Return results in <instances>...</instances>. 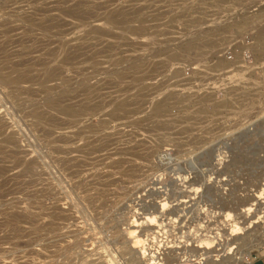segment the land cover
<instances>
[{
  "label": "rangeland",
  "instance_id": "obj_1",
  "mask_svg": "<svg viewBox=\"0 0 264 264\" xmlns=\"http://www.w3.org/2000/svg\"><path fill=\"white\" fill-rule=\"evenodd\" d=\"M199 107L208 113L195 121ZM206 128L209 142L191 146V130ZM251 195L245 218L231 220L235 200ZM35 204L57 208L54 226L49 215L33 226ZM209 212L212 223H240L232 260L216 264L255 256L264 0H0V264H134L129 249L156 246L161 223L165 239L183 241ZM142 222L151 228L138 233Z\"/></svg>",
  "mask_w": 264,
  "mask_h": 264
},
{
  "label": "bare ground",
  "instance_id": "obj_2",
  "mask_svg": "<svg viewBox=\"0 0 264 264\" xmlns=\"http://www.w3.org/2000/svg\"><path fill=\"white\" fill-rule=\"evenodd\" d=\"M125 17V16H124ZM254 23V22H253ZM208 38V37H207ZM204 39V38H203ZM210 40V39H209ZM205 42V41H204ZM208 43V42H207ZM206 43V44H207ZM186 51H187V49H186V47L184 48ZM79 54V53H78ZM77 56V55H76ZM175 56L176 55H170L169 56V58L170 59H174L175 58ZM223 64V63H222ZM159 65V64H158ZM226 65V64H225ZM148 78V77H147ZM167 82V81H166ZM172 86V85H171ZM181 87V86H180ZM18 89V88H17ZM174 95V94H173ZM172 95V96H173ZM171 96V97H172ZM168 98V97H167ZM225 103V106H229L230 105V103L231 102H229V101H227V102H224ZM158 105V104H157ZM207 109L208 108H205V107H199L198 108V110L199 111H195L194 112V114L192 115V119L193 120H195V121H198V119H199V115L201 114V113H204V112H206L207 111ZM213 109V108H212ZM215 111L216 110H214V113H215ZM206 113H208V112H206ZM130 114V113H129ZM209 128V127H208ZM208 128H206V129H204L203 130V133L202 134H196L195 133V131L192 129L191 130V146H197V145H199L202 141H206V142H209V141H207L206 139H208V137H210V136H212L213 134H212V132H211V130H209ZM195 129H197V128H195ZM214 130H215V128H214ZM214 132V131H213ZM211 138V137H210ZM210 138L208 139V140H210ZM94 142H95V140H93ZM96 141H98V140H96ZM77 143V142H76ZM90 143V142H89ZM204 143V142H203ZM107 144V143H106ZM206 144V143H205ZM87 145V144H86ZM102 145V144H101ZM208 145V144H207ZM100 147V145L99 144H93V145H91V151H97V149H96V147L97 148H99ZM103 147H104V145H102ZM111 146V145H110ZM201 147V146H200ZM101 148V147H100ZM197 148V147H196ZM205 148V147H204ZM68 149V148H67ZM119 149V148H118ZM151 149V148H150ZM238 149H239V147H238ZM71 150V149H70ZM85 150V149H84ZM88 150H90V149H88ZM100 150V149H99ZM117 150V149H116ZM152 150V149H151ZM196 150V149H195ZM198 150V149H197ZM239 150H242L243 151V149L240 147V149ZM191 151H193V150H191ZM199 151V150H198ZM208 151V150H207ZM212 151V150H211ZM215 151V150H214ZM53 152H65L66 154H65V156L67 155V154H69V152L67 153V151H61V149L59 150V148H58V150L56 149L55 151H53ZM77 152V151H76ZM118 152V151H117ZM149 152V151H148ZM148 152H143L142 153V151H141V149H139L138 150V152L136 153V151L134 152V155L136 154V156L138 155L139 157L141 156L142 158L143 157H145V156H147V154H148ZM154 152V151H153ZM195 152V151H194ZM194 152L192 153V154H194ZM197 152V151H196ZM195 152V153H196ZM245 152H246V150H245ZM205 153V152H204ZM236 153H238V152H236ZM235 153V154H236ZM242 153V152H241ZM241 153H240V155H241ZM124 154V153H123ZM127 154V153H126ZM151 154V153H150ZM153 154V153H152ZM200 154H202L201 152L199 153V155ZM210 154V153H209ZM208 154V155H209ZM254 154H255V152H254ZM131 155H133V154H131ZM207 155V156H208ZM243 155H245L244 154V152H243V154H242V156ZM247 155V154H246ZM137 156V157H138ZM210 156V155H209ZM239 156V155H238ZM248 156V155H247ZM246 156V157H247ZM150 157V156H149ZM212 157H213V155H212ZM236 157V156H235ZM241 157V156H240ZM245 157V158H246ZM237 158V157H236ZM257 158V157H256ZM237 159H239V158H237ZM213 160V159H212ZM57 161V160H56ZM231 161V160H230ZM239 161V160H238ZM249 161V160H248ZM60 162H61V164L62 165H64L65 167H68V166H71L70 165V162H71V160H70V158H66V157H61V160H60ZM229 162V161H228ZM251 162V161H250ZM240 163V161L238 162V164ZM58 164V163H57ZM56 164V165H57ZM234 164V163H233ZM111 165V164H110ZM115 165H118L117 164V161L115 162ZM120 165V164H119ZM244 165H246V164H243V167H244ZM73 166H75V165H73ZM237 166H242L241 164L240 165H237ZM57 167V166H56ZM59 167H62L61 165L60 166H58V168ZM120 167V166H119ZM239 169H241V168H239ZM64 171V170H63ZM242 171H243V169H241V170H239V172H241L242 173ZM71 173V172H70ZM249 173H251V172H249ZM244 175V174H243ZM251 175V174H250ZM65 176V175H64ZM208 176V175H207ZM238 176H240V175H238ZM252 176V175H251ZM205 177V176H204ZM245 177V176H244ZM240 178H241V176H240ZM255 178V177H254ZM254 180V179H253ZM242 183V182H241ZM249 183V182H248ZM204 184H205V182H204ZM238 185V184H237ZM240 185H242V184H240ZM239 185V186H240ZM208 187H209V185H207ZM236 186V185H235ZM194 187V186H193ZM196 188V187H195ZM203 188H206V187H203ZM236 188V187H235ZM247 188V187H246ZM192 189V188H191ZM194 189V188H193ZM211 189V188H210ZM234 189V188H233ZM244 189V188H243ZM242 189V190H243ZM235 191H237V188L236 189H234ZM239 190V193H240V189H238ZM246 190V189H245ZM197 191V190H196ZM200 191V190H199ZM207 191H209L208 189H207ZM235 191H233V192H235ZM195 192V191H194ZM198 192V191H197ZM199 193V192H198ZM204 193V192H203ZM94 194V193H93ZM206 194V193H205ZM208 194V193H207ZM242 194H243V192H242ZM244 194H245V192H244ZM249 194H250V192H249ZM203 195V194H202ZM235 195H238V191H237V194H235ZM252 195H254L253 193H252ZM252 195L251 196H247V197H243V198H237L236 200H235V206L230 210V209H228L229 210V212H230V215H229V217L231 218V220H232V217L231 216H233V221H234V218L235 217H244L245 218V214L243 213V209H244V207L245 206H248V205H250V204H252L253 203V201H254V197H252ZM198 196V195H197ZM209 196V195H208ZM202 197V196H201ZM203 197H204V195H203ZM254 204V203H253ZM59 207V206H58ZM224 207V206H223ZM53 208V207H52ZM49 209V210H45L41 205H39V204H35V205H33V207H32V212H31V220H32V224H33V226H35V223L37 222V220H35L36 218L38 219V217H41V216H44V215H49L50 216V221L48 222L49 223V225H50V228H51V226H54V224L56 223L55 222V219H56V217H57V212H56V209L57 208H53V209ZM253 209H254V207H253ZM259 209V208H258ZM220 211H221V209H219ZM62 211V210H61ZM219 211V212H220ZM226 212V211H225ZM223 213L224 215L226 214V213ZM247 212V211H246ZM245 212V213H246ZM249 212V211H248ZM252 212H254V211H252ZM257 212V211H256ZM211 212H209L208 213V215H206L205 216V219H206V221H204V220H199V219H197L196 217L198 216V215H196L195 214V216H194V218H193V220H192V223H193V226H194V228L196 229H193V230H195V232H199L197 235L195 234V237H191V238H188V237H186V235H185V239L183 240V241H178L179 239H176L175 237H173V238H171L170 240H167V239H165V237H164V234H165V230H164V228H165V225H163L162 223L160 224V227H162V229L160 230L161 232H162V234H160V233H158L159 231H157L156 232V234H155V239L156 240H158V241H156L155 240V242H156V246L154 245V247H152L151 245H153V244H151V245H149L148 244V242H146V241H143L142 240V243L141 244H139L138 246H140V247H138V249H136V245L134 246V248H132L133 247V245H132V249L130 250L129 249V251H130V253H132V261H133V263L134 264H187V263H189V262H191V261H195L196 259H199V261L201 262L202 260H204L205 262H204V264H216V262L215 261H219L220 263H229V261H231L232 260V257H230L229 255H232V254H234L235 253V250H237L239 247H237L236 245H234V239L233 238H230V236H229V234H231V233H233V230L236 228H238L239 226V224L237 225V224H235L233 221V223L231 224H224L223 222H221V223H212L211 221H208V219L207 218H209V217H211V214H210ZM222 214V215H223ZM250 214H251V212H250ZM18 215V214H17ZM68 215V214H67ZM66 215V216H67ZM223 215V216H224ZM227 215V216H228ZM64 216V215H63ZM226 216V215H225ZM226 218V217H225ZM243 218V219H244ZM248 218V217H247ZM229 219V218H228ZM63 220V219H62ZM132 220V219H131ZM239 220V219H238ZM237 220V221H238ZM130 221V220H129ZM128 221V222H129ZM137 222V221H136ZM203 223V225H202V223ZM224 222H226V221H224ZM227 222H228V220H227ZM240 222V221H239ZM59 222H57V224H58ZM134 223V224H133ZM132 224H130L129 226L132 228L133 226H135V221L133 222ZM241 223H242V221H241ZM47 224V223H46ZM63 224V223H62ZM61 225V224H60ZM136 225H137V223H136ZM149 225V223H147V222H142V223H138V225L136 226V229H135V227L133 228V229H135L138 233L140 232H142V231H145V230H149L150 228H151V226L149 227L148 226ZM217 225V226H216ZM127 226V225H126ZM129 226H128V228H129ZM191 226V225H190ZM214 226H216V227H214ZM43 227V226H42ZM42 227H35V230H40V228H42ZM47 227V226H46ZM192 227V226H191ZM242 227V226H241ZM39 228V229H38ZM49 228V227H48ZM48 228H47V230H48ZM173 228V227H172ZM193 228V227H192ZM191 228V229H192ZM43 229V228H42ZM41 229V230H42ZM55 229V228H54ZM127 228H125V230H126ZM215 229H217V230H215ZM49 230H51V229H49ZM56 230V229H55ZM57 230H58V228H57ZM134 230V231H135ZM167 230H169V229H167ZM175 230V229H174ZM174 230H172L173 232H174ZM240 230V229H239ZM169 231H171V229L169 230ZM201 231V232H200ZM245 231V230H244ZM57 232V231H56ZM72 232V231H71ZM168 233V232H167ZM172 233V232H171ZM171 233H169V236H170V234ZM192 233H193V231H192ZM145 234H147V232H145ZM138 235V234H137ZM144 235V234H143ZM154 235V234H153ZM175 235V234H174ZM210 235H212L211 237H210ZM59 236V235H58ZM184 236V235H183ZM189 236H190V234H189ZM112 237V236H111ZM125 237V236H124ZM136 237V236H135ZM138 237V236H137ZM147 237V236H146ZM168 237V236H167ZM166 237V238H167ZM171 237H172V235H171ZM53 238V237H52ZM65 238V237H64ZM175 238V239H174ZM146 239V238H145ZM144 239V240H145ZM149 239V238H148ZM151 239V238H150ZM114 240V239H113ZM130 240H131V242H132V244H136L137 242L135 241V239H133L132 237L130 238ZM133 240V241H132ZM53 241V240H52ZM61 241H62V239H61ZM77 241V240H76ZM79 241V240H78ZM77 241V242H78ZM112 241V240H111ZM126 241V240H125ZM128 241V240H127ZM148 241V240H147ZM80 242V241H79ZM82 242V241H81ZM151 242H152V239H151ZM159 243V244H158ZM75 244V243H74ZM76 244H79V243H76ZM155 244V243H154ZM211 245V246H213V247H217L218 248V246H220V248H216V250H214L213 249V247H212V250H211V247L210 246H208V245ZM237 244V243H236ZM131 245V244H130ZM47 246V245H46ZM74 246V245H73ZM76 247V246H75ZM78 247V246H77ZM262 247H264V243H262L261 245H259V246H257V247H255V249H257V250H259L260 248H262ZM51 248V247H50ZM73 248V247H72ZM77 249V248H76ZM126 250V249H125ZM240 250V249H239ZM238 250V251H239ZM70 251V250H69ZM200 251H202V252H200ZM218 251V252H217ZM50 252V251H49ZM198 252H200L199 254H198ZM237 252V251H236ZM51 253V257L52 258H55L56 256H57V254H58V252L56 251H51L50 252ZM252 252L250 251V252H246V253H244V255H242V257L241 258H237V259H233V261L231 262V263H233L234 262V264H248L249 262H250V260H252L253 259V256H252V254H251ZM137 255V256H134V255ZM212 254V256H215L216 257V259H212L211 260V258H210V255ZM80 255V254H79ZM49 257V256H48ZM214 257V258H215ZM196 258V259H195ZM200 258H204V259H200ZM51 260V259H50ZM54 260V259H53ZM82 260V259H81ZM104 260V259H103ZM102 260V261H103ZM70 262V261H69ZM199 262V263H200ZM86 263V262H85ZM83 264V263H82Z\"/></svg>",
  "mask_w": 264,
  "mask_h": 264
},
{
  "label": "crops",
  "instance_id": "obj_3",
  "mask_svg": "<svg viewBox=\"0 0 264 264\" xmlns=\"http://www.w3.org/2000/svg\"><path fill=\"white\" fill-rule=\"evenodd\" d=\"M248 264H264V247L260 248Z\"/></svg>",
  "mask_w": 264,
  "mask_h": 264
}]
</instances>
